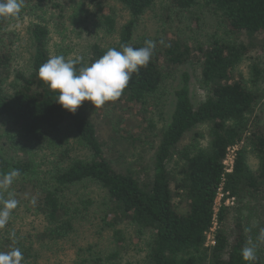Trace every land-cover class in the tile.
<instances>
[{"label": "trees", "instance_id": "trees-1", "mask_svg": "<svg viewBox=\"0 0 264 264\" xmlns=\"http://www.w3.org/2000/svg\"><path fill=\"white\" fill-rule=\"evenodd\" d=\"M114 1L127 10L129 20L119 30L115 45L108 48L91 45L83 64L90 65L110 48L144 46L145 39L134 40V33L156 0ZM202 1L220 14L231 36L246 34L264 41V0H168V3L179 12L193 16L191 10ZM96 10L105 33L114 34L116 21L112 13L99 4ZM20 16L21 11L15 17L0 16V118L10 124L6 137L10 142L8 150L27 154L48 132L59 133L64 129L74 132L88 154L65 165H54L49 173L50 184L44 190L38 186L36 164L32 160L0 158V178L13 169L19 172L18 180L7 190H1V195L9 198L11 193L17 206L21 207L22 200H26L35 208L34 212L45 222L44 234L54 243L74 231V222L90 205L87 201L83 211L71 208L65 191L81 183H92L106 193L101 219L113 231L117 247L124 242L120 224H129L138 236H149L146 264H264V121L254 116L259 97L234 76L249 47L241 42L217 39L195 48L180 38L168 40L162 46L155 41L151 61L132 75L122 96L114 103L120 117L127 121L120 138L133 146L152 144L157 139V146L150 165L117 170L105 155L106 143L87 113L85 102L74 114L69 113L56 103L58 94L38 78L39 67L51 57L47 27L37 24L31 29L33 52L29 70L23 72L13 67L15 35L10 25ZM193 58L200 64L199 82L207 94L204 101L197 106L192 103L189 78L184 75L181 87L174 92L169 124L159 135L154 123L135 121L132 114L144 112L158 93L164 80V67L182 66ZM251 72L252 83L256 84L260 80L259 68L254 65ZM126 108L130 109V115ZM201 126L208 128V148L180 147L186 135L194 132L198 136L196 131ZM240 143L243 146L237 149L232 171L227 173L224 160L230 149ZM249 152L258 160L255 170L247 163ZM174 161L177 170L171 168ZM37 190L40 195L34 193ZM29 192L32 193L28 195ZM220 193L222 203L230 199L234 206L222 205L217 213L215 206ZM246 211L255 218L251 228L245 225ZM213 229L214 245L205 247ZM250 242L255 259L245 261L241 251ZM17 247L23 254L21 264H35L31 248L11 233L0 239V252ZM114 256L109 257L114 259Z\"/></svg>", "mask_w": 264, "mask_h": 264}, {"label": "rangeland", "instance_id": "rangeland-1", "mask_svg": "<svg viewBox=\"0 0 264 264\" xmlns=\"http://www.w3.org/2000/svg\"><path fill=\"white\" fill-rule=\"evenodd\" d=\"M98 4L112 13L116 21L114 34H106L99 16L95 15ZM191 13L193 16L179 12L169 5L168 0H156L152 9L141 19L134 33V40L144 38L156 41L162 46L168 40L180 38L194 48L205 47L213 39L244 43L249 47V51L234 70V76L259 97L254 116L264 121V41L257 37L252 39L246 34L231 36L220 14L203 1L193 8ZM128 20L127 10L114 0H23L20 18L16 17L10 25V30L15 35L12 46L13 67L23 72L29 70L33 52L30 32L37 24L48 28V48L51 56L63 55L66 59H74L86 58L89 47L93 44L103 48L115 45L119 30ZM254 65L260 72V80L256 84L252 83L251 69ZM200 70L196 58L182 66H165L164 80L158 93L146 105L144 112L132 114L133 119L137 122L142 120L143 124L148 121L154 123L156 133L159 135L169 124L174 106V92L181 87L184 75L189 78L192 103L197 106L206 98V90L199 82ZM10 82H14L13 76ZM84 106L93 119L101 140L106 143L105 155L115 169L123 170L132 165H150L157 139L152 144L138 143L133 146L131 142L120 138L119 133L123 125H127V121L120 117L114 102H108L97 109L87 101ZM129 110L126 108L128 115L131 114ZM9 129V122L0 118V158L8 161L32 160L36 164L35 177L38 178V186H42L43 190L44 186L50 184L49 173L54 165L58 163L65 165L69 161L86 158L88 154L74 132L64 129L59 133L48 132L27 154L16 152L17 150L11 152L8 150L10 142L6 138ZM196 132L199 133L198 136H195L194 132L186 135L180 147L188 146L195 150L208 148V128L201 126ZM242 146L240 143L230 149L225 159L226 169L233 165L235 153ZM247 163L252 170L257 168L258 160L251 152L247 155ZM171 168L177 170V161L171 163ZM15 180H18V177ZM38 190L34 192L36 195H40ZM15 198L19 199L17 195ZM65 198L72 205L71 208L76 207L80 211H83L82 208L86 206L87 201H90V205L86 207L87 210L81 212V217L74 222V231L64 240L54 243L48 241L44 234L46 225L43 218L34 212L35 208L26 203V200H22L21 207L16 206L11 210L7 224L0 228V239L11 233L17 241L31 248L35 264H146L149 236H138L136 230L129 224H120L118 228L124 234V242L122 246L117 247L113 240V231L105 227L101 219L107 199L101 188L92 183H81L66 190ZM4 199H8L7 195H1L0 192V201ZM222 199L223 197L218 195L215 206L217 213L222 205L234 206L232 200L226 199L223 204ZM175 204L177 206L176 201ZM2 207L3 204L0 203V208ZM177 207L184 212L182 206ZM234 216L237 214L234 213ZM243 217L245 225L251 228L255 218L250 215V211H246ZM213 233L214 229L208 235L205 247L214 245ZM248 247H252L251 242ZM110 255H115L114 259H111Z\"/></svg>", "mask_w": 264, "mask_h": 264}, {"label": "clouds", "instance_id": "clouds-1", "mask_svg": "<svg viewBox=\"0 0 264 264\" xmlns=\"http://www.w3.org/2000/svg\"><path fill=\"white\" fill-rule=\"evenodd\" d=\"M23 7V0H0V16L15 17ZM161 43H163L161 41ZM156 48V42L145 40L144 46L133 48L121 45L120 50L108 49L90 65L83 64V58L66 59L63 55L51 56L38 69V78L57 93L56 103L69 113L74 114L83 102H90L95 109L108 102L120 99L129 85L133 74L147 67ZM79 65V67H77ZM19 176L15 169L0 179V190H7ZM0 201V228L4 227L11 210L17 201L11 198ZM241 255L245 261H253L255 252L245 246ZM23 254L19 247L9 252H0V264H21Z\"/></svg>", "mask_w": 264, "mask_h": 264}, {"label": "built area", "instance_id": "built-area-1", "mask_svg": "<svg viewBox=\"0 0 264 264\" xmlns=\"http://www.w3.org/2000/svg\"><path fill=\"white\" fill-rule=\"evenodd\" d=\"M225 165H227V163H226V160H224V166ZM232 168H233V165H230V168L229 169H226L225 168V171L227 172V173H230L231 171H232ZM219 195H221L222 197H223V195L220 193Z\"/></svg>", "mask_w": 264, "mask_h": 264}]
</instances>
